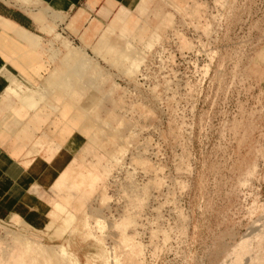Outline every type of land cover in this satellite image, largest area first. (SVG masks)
Segmentation results:
<instances>
[{"label":"rangeland","instance_id":"rangeland-1","mask_svg":"<svg viewBox=\"0 0 264 264\" xmlns=\"http://www.w3.org/2000/svg\"><path fill=\"white\" fill-rule=\"evenodd\" d=\"M135 1L120 26L37 5L40 47L8 60L42 120L5 92L0 124L45 132L48 211L0 220V264H264V0Z\"/></svg>","mask_w":264,"mask_h":264},{"label":"crops","instance_id":"crops-1","mask_svg":"<svg viewBox=\"0 0 264 264\" xmlns=\"http://www.w3.org/2000/svg\"><path fill=\"white\" fill-rule=\"evenodd\" d=\"M136 4L135 0H0V99L5 92L18 97L35 114L27 116L28 123L32 120L41 122L39 104L32 97H22L16 89L6 88L3 81V76L7 75L9 69L10 58L23 59L26 46L31 50L40 47V37L32 32L42 22V18L38 17L37 5L47 6L49 11L57 12L70 19L69 21L86 18L100 24L107 23L119 12L115 26H120L128 19V8ZM147 4L148 0L141 1L138 6L141 13L147 11ZM135 36L144 38L150 35L147 30L139 28ZM57 72L58 70L54 71L50 78L57 75ZM10 78L14 81L13 76ZM20 124L10 122L9 119L0 124L1 221H34L45 217L48 211L46 203L35 190L40 188L37 186L35 174L31 171L32 158L29 156L31 150L39 145L45 132L37 137V130L31 125L10 132L9 128ZM38 129H41V125Z\"/></svg>","mask_w":264,"mask_h":264},{"label":"bare ground","instance_id":"bare-ground-1","mask_svg":"<svg viewBox=\"0 0 264 264\" xmlns=\"http://www.w3.org/2000/svg\"><path fill=\"white\" fill-rule=\"evenodd\" d=\"M71 72V71H70ZM3 76V75H2ZM33 100V99H32ZM22 101V100H21ZM35 104V103H34ZM29 106V105H28ZM97 133V132H96ZM35 145V144H34ZM61 172H63V171H61ZM72 172V174L71 173H64L63 175H62V178H61V184L63 183V181L65 180V179H67L68 177H70L71 176V180H72V184H73V187H75V188H82V187H91L92 186V183L96 180V177L94 178L93 176H92V174H93V171H89L87 174H83V173H80V172H76V171H71ZM97 176V175H96ZM99 176V175H98ZM101 176V175H100ZM102 177V176H101ZM100 177V178H101ZM102 179V178H101ZM69 181V180H68ZM67 181V182H68ZM70 183H71V181H70ZM97 183H98V181H97ZM58 184V183H57ZM56 184V185H57ZM72 184H71V186H72ZM74 188V189H75ZM58 189V188H57ZM60 190H61V188H60ZM85 191V190H84ZM58 193V192H57ZM83 195V194H82ZM87 195V194H86ZM83 199V198H82ZM79 203V202H78ZM79 205V204H78ZM61 206V205H60ZM81 206V205H80ZM65 207V206H64ZM62 208V207H61ZM60 208V209H61ZM74 208V207H73ZM80 209V208H79ZM62 211H64V209L62 208ZM61 211V212H62ZM67 211V210H66ZM75 211H76V209H75ZM68 212V211H67ZM69 213V212H68ZM73 214V213H72ZM67 215V214H66ZM68 216V215H67ZM67 216H66V218H67ZM72 216V215H71ZM72 218V217H71ZM73 219V218H72ZM69 221V220H68ZM31 247V246H30ZM47 261V260H46ZM132 264V263H131Z\"/></svg>","mask_w":264,"mask_h":264}]
</instances>
